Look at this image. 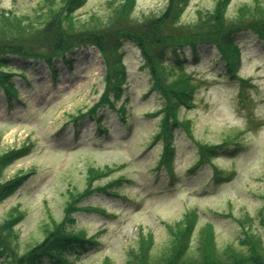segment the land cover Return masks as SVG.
I'll use <instances>...</instances> for the list:
<instances>
[{"label":"rangeland","instance_id":"obj_1","mask_svg":"<svg viewBox=\"0 0 264 264\" xmlns=\"http://www.w3.org/2000/svg\"><path fill=\"white\" fill-rule=\"evenodd\" d=\"M49 1L55 10L61 3ZM169 1L135 0L134 5H128V0H86L76 14L87 20L90 15L114 19L116 11L142 20L160 16L168 9ZM217 1L180 3L181 15L175 24L192 27L215 9ZM256 3L264 6V0H232L227 17L231 20L240 8ZM49 7L43 0H0V14L6 11L29 15L34 24H39L45 15L50 16ZM9 17L5 16V21H11ZM234 42L241 49L236 75L249 81L248 87H241L237 79L223 73L224 63L211 45L198 46L196 60L187 47L183 49L182 70L194 78L196 90L191 98L192 108L181 107L178 113L181 122L189 124V135L178 128L172 132L171 177L156 168L162 147L152 135L163 99L151 87L150 73L142 66L140 52L134 46H123L126 82L121 99L113 107H124L123 120L106 105L98 107L96 118L80 117L103 92L104 66L91 46L66 54L69 67L60 59L53 61V79L49 68L38 59L16 58L18 63L4 68L11 75L9 82L17 99H10L7 104L0 91V153L27 147L26 153L6 169L5 179L29 171L32 174L0 203V227L14 210L24 214L14 228L18 234L15 243L3 241L0 245L2 251L12 252L6 254L8 260L0 256V264L5 260L12 262L16 255L43 243L51 222L62 220L69 193L81 195L92 170L96 175L103 174L93 187L118 184L115 190L126 199L100 192L81 199L77 206L100 209L104 214L77 210L73 212L74 223L65 225V229L81 230L99 243L68 254L65 264H128L134 259L132 254L146 246L150 238V256L163 262L173 245L172 232L182 226L187 216L196 220L188 253L195 260L200 259L198 249L201 240L208 236L207 229L221 260L246 252L242 229L248 236L260 239L259 252L263 251L264 42L245 28L235 33ZM23 61L25 66H19ZM173 71L179 73L177 69ZM241 89L244 101L239 97ZM70 118H75L74 126ZM96 120L105 131L97 129ZM223 140H240L241 148L233 154L216 153L210 163L188 171L196 160L198 143L216 145ZM232 149L229 146L228 150ZM212 167L233 174L229 179L212 180ZM0 239L3 240L1 236ZM44 264L53 263L46 260Z\"/></svg>","mask_w":264,"mask_h":264},{"label":"trees","instance_id":"obj_2","mask_svg":"<svg viewBox=\"0 0 264 264\" xmlns=\"http://www.w3.org/2000/svg\"><path fill=\"white\" fill-rule=\"evenodd\" d=\"M128 1V5H134L135 0ZM186 1L171 0L167 5L168 9L163 11L160 16H150L142 20L127 17V12L117 13L116 11H114L116 13L114 19H102L96 15H90L89 20L83 19L77 16L76 10L84 6L86 0H61L57 10L49 0H43V3L47 2L50 6V16L45 15L39 24H34V21L29 19V15L17 16L12 12L3 11L0 14V90L5 100L17 99L16 90L9 82L11 75L4 71V68H9L15 62L18 63V58L38 59L49 68L50 76L53 78L55 71L50 69L53 61L60 59L62 64L69 67L70 62L67 61L65 55L77 46L90 45L96 49L104 66L103 92L98 102L80 117L87 115L93 118L95 111L101 105H106L114 110V104L116 105L121 99L123 86L126 82L123 46L130 44L140 52L142 66L147 69L150 73L149 77L152 79L151 87L155 88L163 99V104L157 109L158 124L152 135L155 141L161 142L162 147L156 168L161 167L168 176H171L172 164L170 162L174 155V148L171 144L172 132L178 128L189 135V124L184 120L181 122L182 119L179 118L178 113L181 107L192 108L191 98L196 90L194 78L182 70L183 62H185L182 59L184 47L189 49L190 56L196 60L195 49L201 45H211L217 53L218 59L224 63L223 73L230 78L238 79L243 87V85H248V82L239 79L236 75L241 52L234 42V34L242 28H248L264 42V6H259L257 3L252 6H244L239 9L235 18L230 20L226 12L232 0H218L215 9L212 12H207L206 17L201 18L199 23L192 27L176 25L175 23L181 15L180 3ZM5 16H10L9 20L11 21H5ZM7 26L12 27L8 29ZM19 66H25V64L19 63ZM175 69L179 71L177 75L173 71ZM13 74L18 75L17 72ZM239 97L242 100L244 98L242 89ZM116 112L120 120H123L124 107L118 106ZM71 120H73L72 125L74 126L75 118H70ZM96 121L99 122L97 129L105 131L100 121ZM241 143L240 140L224 141L216 145L198 143L196 160L188 166V171H192L199 164L210 163L215 159L216 153L233 154L241 148ZM229 146H232L233 149L228 150ZM26 151L27 147H23L19 150L14 149L0 153V203L13 195L30 177V173L32 174L29 171L5 179L6 169L22 157ZM232 174L212 167L211 177L212 180L229 179ZM102 176V173L96 175V172L92 170L83 193L81 195L74 191L69 193L62 220L58 223L51 222V228L48 227L46 230V237L40 246L31 247L20 256L16 255V260L12 262L7 261L9 257L6 255L7 253L12 254V252L2 251L0 248V256L4 255L7 259L4 264H44L46 260L53 264H65L68 254L84 250L86 246H97L99 240L96 238L86 236L81 230L68 231L65 229V225L74 223L73 212L77 210L87 209V211L104 214L100 209L77 206L81 199L89 197L94 192L126 199V196L115 190L118 184L111 182L106 186L96 185L93 187L94 183ZM261 198V209H263L261 220L264 224V195ZM23 219L24 214L17 209L14 210L13 215L0 227V236L3 238V240L0 239V245L3 241L7 242L6 244L15 243L18 234L14 228ZM195 226L196 220L192 216H187L182 226L176 232H172V234L174 233L173 245L169 256L166 260L164 258L163 262L150 256L149 250L151 251L150 247L153 244L152 238H150L146 246L144 244L138 253L132 254L134 259L130 260L128 264H264V250L259 252L260 239L248 236L243 229V239L247 248L245 253H233L221 260L218 258L220 255L217 254V251L215 252L211 232L207 229L208 236L205 240H201V246L198 249L200 259L195 260L188 254L192 242L190 236ZM9 246L11 247V245Z\"/></svg>","mask_w":264,"mask_h":264}]
</instances>
